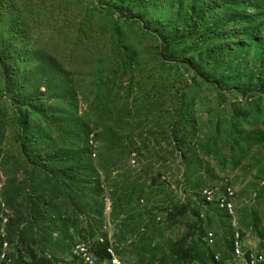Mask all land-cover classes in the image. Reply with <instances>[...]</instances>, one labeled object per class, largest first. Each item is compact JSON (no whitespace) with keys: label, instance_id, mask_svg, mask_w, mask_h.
Masks as SVG:
<instances>
[{"label":"rangeland","instance_id":"rangeland-1","mask_svg":"<svg viewBox=\"0 0 264 264\" xmlns=\"http://www.w3.org/2000/svg\"><path fill=\"white\" fill-rule=\"evenodd\" d=\"M263 241L264 0H0V264H264Z\"/></svg>","mask_w":264,"mask_h":264},{"label":"built area","instance_id":"built-area-1","mask_svg":"<svg viewBox=\"0 0 264 264\" xmlns=\"http://www.w3.org/2000/svg\"><path fill=\"white\" fill-rule=\"evenodd\" d=\"M220 193H227V207H230L231 217L232 220H234V208L236 205H235L234 197H232V190H229V188H226L224 190L219 188L203 190V192H201L203 205L206 207H214L213 205H217L216 197H220ZM235 244H236V256H242L241 248L242 245L244 244L243 238H238ZM262 244H264V241L262 242ZM75 254L83 255V257H85V264H97L96 261L97 258L95 257V254H93V249H90L88 244L79 245V247L76 248ZM112 262L118 264L115 258H112ZM246 264H250V259L246 261Z\"/></svg>","mask_w":264,"mask_h":264},{"label":"trees","instance_id":"trees-1","mask_svg":"<svg viewBox=\"0 0 264 264\" xmlns=\"http://www.w3.org/2000/svg\"><path fill=\"white\" fill-rule=\"evenodd\" d=\"M168 50H170V44L166 45ZM200 76L201 78L206 81V82H210V77L204 72V71H200ZM213 82V81H211ZM25 120H27V114L25 117ZM218 210V209H217ZM224 214V213H223ZM105 247V248H104ZM104 248V249H103ZM229 248H231V246H229ZM108 245L107 243L102 244L101 242H99L97 244V246H95V248H93V254H95L96 258L99 260V262L103 261V262H107V261H111V257L107 254L108 253ZM234 250L233 248V243H232V251ZM183 256L187 259L190 258V252L188 250H186L183 253ZM214 262V259H213ZM36 264H50V262H48L47 260H45L44 258H40L38 261L35 262ZM214 264H224V263H220V262H215Z\"/></svg>","mask_w":264,"mask_h":264},{"label":"bare ground","instance_id":"bare-ground-1","mask_svg":"<svg viewBox=\"0 0 264 264\" xmlns=\"http://www.w3.org/2000/svg\"><path fill=\"white\" fill-rule=\"evenodd\" d=\"M229 213H231V210H230V207H229V210H228ZM238 238H241L240 234H237L236 235V240ZM235 243V242H234ZM236 246V244H235ZM243 247V246H242ZM245 249V248H244ZM243 250V249H242ZM252 250V249H251ZM248 251V250H246ZM253 252V251H252ZM243 253V252H242ZM246 253V252H245ZM249 256L247 257V255L245 256L244 259L240 260L241 264H246V261H248L250 259V264H260L259 262V259L257 257H254L253 254H250V252L248 253ZM237 257V256H236ZM238 257H241V256H238ZM80 258V257H79Z\"/></svg>","mask_w":264,"mask_h":264}]
</instances>
